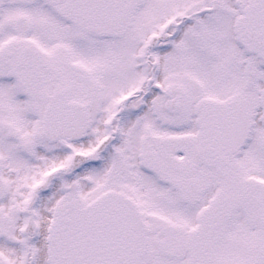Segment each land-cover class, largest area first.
<instances>
[{
	"label": "snow or ice",
	"instance_id": "1",
	"mask_svg": "<svg viewBox=\"0 0 264 264\" xmlns=\"http://www.w3.org/2000/svg\"><path fill=\"white\" fill-rule=\"evenodd\" d=\"M0 264H264V0H0Z\"/></svg>",
	"mask_w": 264,
	"mask_h": 264
}]
</instances>
